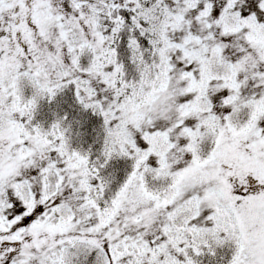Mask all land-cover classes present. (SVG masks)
Returning a JSON list of instances; mask_svg holds the SVG:
<instances>
[{
    "label": "snow or ice",
    "instance_id": "1",
    "mask_svg": "<svg viewBox=\"0 0 264 264\" xmlns=\"http://www.w3.org/2000/svg\"><path fill=\"white\" fill-rule=\"evenodd\" d=\"M0 264H264V0H0Z\"/></svg>",
    "mask_w": 264,
    "mask_h": 264
}]
</instances>
